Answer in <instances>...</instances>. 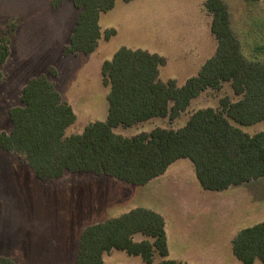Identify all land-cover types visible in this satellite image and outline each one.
Returning a JSON list of instances; mask_svg holds the SVG:
<instances>
[{
    "label": "rangeland",
    "instance_id": "rangeland-1",
    "mask_svg": "<svg viewBox=\"0 0 264 264\" xmlns=\"http://www.w3.org/2000/svg\"><path fill=\"white\" fill-rule=\"evenodd\" d=\"M54 1L0 0V37L8 34L12 40L0 84L2 130L11 127L9 109L21 105V91L29 79L47 74L52 66L58 71L59 91L73 102L77 114L67 135L105 120L109 87L103 84L101 68L122 47L164 56L168 64L161 78H174L183 85L188 73H178L176 58L191 55L197 38L194 28L213 21L205 8L202 12L199 8L206 0H117L100 19L103 31L113 28L117 35L110 41L102 38L93 54L65 56L64 47L70 43L81 10L70 0L59 6ZM224 1L245 54L264 60L259 49L264 46V0ZM226 96L238 99L229 83L221 91L209 90L197 98L179 119L157 118L115 132L130 137L156 127L178 129L194 111L218 108ZM240 127L255 134L264 131V121ZM28 168L21 156L0 150V256H14L19 264H76L79 237L86 226L138 206L165 216L168 259L243 264L233 253V239L240 230L264 220V177L226 191H207L188 159L176 161L164 175L140 187L90 173H66L43 182ZM141 237L137 234L135 240ZM163 259L156 253L153 264ZM104 260L106 264H147L121 251L106 254Z\"/></svg>",
    "mask_w": 264,
    "mask_h": 264
},
{
    "label": "trees",
    "instance_id": "trees-1",
    "mask_svg": "<svg viewBox=\"0 0 264 264\" xmlns=\"http://www.w3.org/2000/svg\"><path fill=\"white\" fill-rule=\"evenodd\" d=\"M64 0H55L59 6ZM81 10L64 55L93 54L104 38L117 35L102 30L101 15L117 0H70ZM131 2L134 0H124ZM257 1V0H252ZM212 14V32L218 48L197 76L184 85L176 79L162 81L167 59L143 49L120 48L101 68L102 81L110 88L106 120L90 122L82 133L67 135L77 114L59 92L57 69L29 79L21 91V105L9 109L12 129L0 128V149L21 156L35 176L48 182L66 173H90L114 178L125 184L145 186L164 175L178 160H190L201 186L221 192L264 177V131L250 134L240 126L264 121V60L248 57L232 27L224 0H207ZM11 36L0 37V84L2 66L11 55ZM264 51V46L259 47ZM226 83L238 97L220 100L218 108L194 111L178 129L156 127L134 136L115 132L155 118H179L203 93L221 91ZM166 219L146 207H136L120 216L86 226L79 237L76 264H105L113 251L159 264H189L168 259L170 254ZM146 237L141 241L135 236ZM233 253L243 264H264V220L246 227L233 239ZM0 264H18L0 256Z\"/></svg>",
    "mask_w": 264,
    "mask_h": 264
},
{
    "label": "crops",
    "instance_id": "crops-1",
    "mask_svg": "<svg viewBox=\"0 0 264 264\" xmlns=\"http://www.w3.org/2000/svg\"><path fill=\"white\" fill-rule=\"evenodd\" d=\"M207 1V0H206ZM205 5H206V2H205ZM200 6V10L202 12V10L205 8V10L207 11L206 9V6ZM208 12V11H207ZM212 15V14H211ZM198 16H202L201 13L198 14ZM213 22V21H212ZM205 24H201L199 23V25H197L194 29V32L196 33V39H195V46L194 48L192 49L193 53H191V55H182V56H178L176 59H177V64H178V73L179 74H184V73H188V76H187V80L191 77H194V76H197L200 72V70L202 69L203 65L212 57L215 55L216 51H217V48H218V40L216 38V36L213 34L212 32V23L209 24V21H207L206 23V26H204ZM163 33H160L159 34V37L162 38L163 37ZM214 47V49H213ZM149 51V50H148ZM168 64V62H167ZM166 64V65H167ZM163 68V67H162ZM162 68H161V73H162ZM161 73H160V77H161ZM58 77V76H57ZM57 77L54 79L55 82H56V86L58 88V90L61 91V89H59V86H58V81H57ZM162 79V78H161ZM169 79H174V78H169ZM168 79V80H169ZM168 80H163L162 81H168ZM186 80V81H187ZM178 82V81H177ZM179 85H181L179 82H178ZM185 84V83H184ZM183 84V85H184ZM59 91V92H60ZM109 91H110V88L109 90L107 91L106 93V97L108 98V94H109ZM61 93V92H60ZM206 93V92H205ZM62 94V93H61ZM204 94V93H203ZM202 94V95H203ZM88 95V94H87ZM201 95V96H202ZM63 98L73 106V108L75 109V105L73 104V102L71 100H67V98L62 94ZM200 96V97H201ZM88 96H85L84 99H87L88 100ZM199 98V97H198ZM69 99V98H68ZM197 99V98H196ZM194 99L192 101V103L196 100ZM109 103V102H108ZM191 103V105H192ZM190 105V107H191ZM189 107V108H190ZM188 108V109H189ZM108 111H109V107H108ZM186 112V111H185ZM184 112V113H185ZM182 113V115L184 114ZM9 115V114H8ZM181 115V116H182ZM108 116V114H107ZM180 116V117H181ZM10 117V116H9ZM8 117V118H9ZM107 119V117L105 118V120ZM157 119V118H155ZM179 119V118H178ZM153 120V119H152ZM1 121V119H0ZM151 121V120H150ZM12 126L11 127L9 126L7 130V132L11 131L12 129ZM1 128V127H0ZM1 150V149H0ZM3 151V150H2ZM5 152V151H4ZM8 153V152H6ZM28 165V164H27ZM29 167V166H28ZM170 168V167H169ZM195 168V167H194ZM30 172H32V174L34 175V172L33 170L29 167L28 168ZM168 171V170H167ZM196 171V170H195ZM197 176V175H196ZM161 177V176H160ZM196 178V177H195ZM157 179V178H156ZM198 179V177H197ZM196 179V180H197ZM155 180V179H154ZM198 181V180H197ZM152 182V181H151ZM200 184V182H198ZM201 186V184H200ZM208 191V190H207ZM138 207H144V206H138ZM146 208H150V207H146ZM153 209V208H151ZM153 210H156V209H153ZM158 211V210H156ZM159 212V211H158ZM161 213V212H160ZM162 214V213H161ZM117 217V216H116ZM165 217V216H164ZM113 218V217H112ZM166 219V218H165ZM146 237L143 236V239H145ZM141 240H142V237H141ZM140 240V241H141ZM111 253H114L111 252ZM10 257H14V256H10ZM17 263V259L16 258H13ZM19 264V263H18ZM106 264V263H105Z\"/></svg>",
    "mask_w": 264,
    "mask_h": 264
}]
</instances>
